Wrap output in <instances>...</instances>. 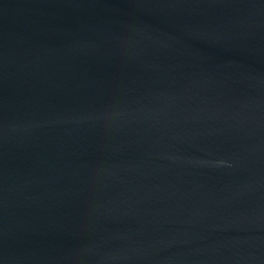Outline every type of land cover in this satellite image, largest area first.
Wrapping results in <instances>:
<instances>
[{"label": "water", "instance_id": "1", "mask_svg": "<svg viewBox=\"0 0 264 264\" xmlns=\"http://www.w3.org/2000/svg\"><path fill=\"white\" fill-rule=\"evenodd\" d=\"M0 264H264V0H0Z\"/></svg>", "mask_w": 264, "mask_h": 264}]
</instances>
